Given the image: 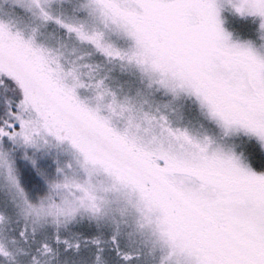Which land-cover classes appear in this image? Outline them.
Returning <instances> with one entry per match:
<instances>
[{"label":"snow or ice","instance_id":"6c2138e0","mask_svg":"<svg viewBox=\"0 0 264 264\" xmlns=\"http://www.w3.org/2000/svg\"><path fill=\"white\" fill-rule=\"evenodd\" d=\"M0 264H264V0H0Z\"/></svg>","mask_w":264,"mask_h":264}]
</instances>
